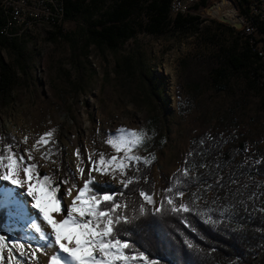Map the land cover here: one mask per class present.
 I'll return each mask as SVG.
<instances>
[{
	"label": "rangeland",
	"instance_id": "374dc122",
	"mask_svg": "<svg viewBox=\"0 0 264 264\" xmlns=\"http://www.w3.org/2000/svg\"><path fill=\"white\" fill-rule=\"evenodd\" d=\"M222 1L189 4L183 14L196 18L185 27L168 23L156 33L137 28L114 47L96 42L92 34L91 29L100 26L93 4L64 19L58 28L16 36L19 53L6 45L1 50L13 75L9 101L0 104V149L11 144L23 153L40 135L54 130L50 144L33 151L34 162L41 175L49 174L57 182L69 178L70 170L82 187L77 149L87 179L90 153H95L94 160L100 153L107 158L123 156L105 142L110 134L121 127L143 130L146 141L131 154L155 157L150 210L158 206L163 179L181 166L192 134L230 132L244 136L247 148L256 140L264 152V107L259 103L264 91L243 69H229L224 63L220 49L234 41L239 47L241 40L233 31L234 23L221 12ZM49 147L56 154L45 161L41 152ZM92 175L98 183L122 185L124 180L118 169ZM5 225L12 240L27 245V231L8 214ZM4 256L7 259V250ZM259 258L250 264H264Z\"/></svg>",
	"mask_w": 264,
	"mask_h": 264
},
{
	"label": "trees",
	"instance_id": "16d2710c",
	"mask_svg": "<svg viewBox=\"0 0 264 264\" xmlns=\"http://www.w3.org/2000/svg\"><path fill=\"white\" fill-rule=\"evenodd\" d=\"M202 3L204 0L193 5ZM91 4L99 12L95 23L100 25L91 29L92 34L96 42L110 47H114L118 40L132 36L137 28L156 33L165 24L173 23L182 28L196 18L183 12L171 15L169 0H61L63 18L80 15ZM4 24L0 15V31ZM259 29L264 33V23ZM234 33L241 44L237 47L233 40L232 45L220 49L224 63L229 69H243L245 75L264 91L257 84V74L254 73L260 63L259 57L251 50L246 38L236 31ZM19 43L15 35L0 32V104L9 101L13 75L1 50L6 45L19 53ZM259 103L264 107V95L259 98ZM248 142L244 136L237 138L230 132L192 134L181 166L163 179L161 198L153 210L140 196V190L151 192L152 164L141 163L139 170L136 165L127 169L124 180L135 176L137 181L128 189L113 185L124 191L125 194L117 195L116 199L127 202L126 213L134 218L131 225H120L121 228H133L137 233L125 238L138 240L145 248L150 246L154 257H163L161 264H250L258 255L263 262L264 152L256 145V140H251L249 148L246 146ZM57 158L62 159L60 153ZM185 168L188 169L187 176L183 174ZM175 178L181 181L177 191L184 195L177 196L175 192L168 195L174 197L175 206L189 205L191 212L171 211L173 205L167 204L164 198V190L174 184ZM162 204L163 210L157 212ZM141 205L145 207L143 215L139 212ZM6 216L7 213L0 216V233L10 236L11 231L5 225ZM189 243L192 247L188 246Z\"/></svg>",
	"mask_w": 264,
	"mask_h": 264
},
{
	"label": "snow or ice",
	"instance_id": "6c2138e0",
	"mask_svg": "<svg viewBox=\"0 0 264 264\" xmlns=\"http://www.w3.org/2000/svg\"><path fill=\"white\" fill-rule=\"evenodd\" d=\"M53 132L50 130L40 135L23 153L14 150L11 144L0 149V216L7 213L30 237L26 245L22 240H12L10 236L0 234V264H38L37 253L48 255L49 249L48 264H161L163 257H154L150 246L145 248L138 240L125 238L137 233L133 228L120 227L122 224L131 225L134 219L126 213L127 202L116 199L117 195L123 196L124 191L108 183H98L92 175L93 172L108 175L118 169L121 175L127 176V169L134 165L137 170L141 163L150 165L154 156L131 154L145 143L147 134L143 130L124 127L110 134L105 142L117 153L123 152V156L107 158L100 153L99 159L94 160L95 153H90L88 164L91 167L88 168L87 179H84L83 158L77 149L74 154L81 161L76 166L78 178L83 180L81 187L75 183L77 177L70 170L67 173L69 178L59 182L49 174H40V166L34 162L32 153L49 145ZM27 142L28 137L25 136L22 143ZM55 154L49 147L46 152H41V159L49 161ZM183 174L187 176V168ZM136 181L137 177L132 176L120 183L128 189ZM180 183L179 178H175L174 184L164 190V198L167 204L173 205L171 211L191 212L189 205L175 206L174 197L168 195L175 192L182 197L184 193L177 191ZM64 185H69L66 192L61 191ZM34 187L42 188L43 192L34 191ZM73 192L76 193L74 196ZM65 195L71 197V203L66 207L63 205ZM140 196L146 203H154L153 196L144 190H140ZM162 210L163 204L156 209L157 212ZM139 212L145 214L143 205ZM188 246L192 247L190 243Z\"/></svg>",
	"mask_w": 264,
	"mask_h": 264
},
{
	"label": "built area",
	"instance_id": "2783aa9c",
	"mask_svg": "<svg viewBox=\"0 0 264 264\" xmlns=\"http://www.w3.org/2000/svg\"><path fill=\"white\" fill-rule=\"evenodd\" d=\"M199 0H169V12L174 15L183 12L189 4ZM234 4V30L247 39L260 59L254 73L257 84L264 88V33L259 25L264 23V0H232ZM0 15L5 20L0 32L8 35H33L35 32L45 33L54 25L64 21L61 0H0ZM253 74L250 76L252 77Z\"/></svg>",
	"mask_w": 264,
	"mask_h": 264
},
{
	"label": "bare ground",
	"instance_id": "6f19581e",
	"mask_svg": "<svg viewBox=\"0 0 264 264\" xmlns=\"http://www.w3.org/2000/svg\"><path fill=\"white\" fill-rule=\"evenodd\" d=\"M221 4H225L223 5L222 9H221V12L222 14L224 15V17L226 18V20L230 21V22H233L235 23V16H234V11H235V8H234V4L232 2V0H225V1H222ZM39 154L37 153V156ZM69 187V186H68ZM67 187V188H68ZM67 189H65V192H66ZM34 191H37L39 193H42L43 191L40 189H37L34 187ZM76 193L73 192V196L75 195ZM63 203L65 204V206L69 205L71 203V197H68L67 195H65L64 199H63ZM51 255V249L48 250V255H42L40 253H37V256L39 258L38 260V264H48V257ZM33 264H35V262H33Z\"/></svg>",
	"mask_w": 264,
	"mask_h": 264
},
{
	"label": "water",
	"instance_id": "95a60500",
	"mask_svg": "<svg viewBox=\"0 0 264 264\" xmlns=\"http://www.w3.org/2000/svg\"><path fill=\"white\" fill-rule=\"evenodd\" d=\"M234 25L237 26L238 25V22H235Z\"/></svg>",
	"mask_w": 264,
	"mask_h": 264
}]
</instances>
